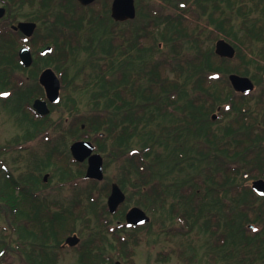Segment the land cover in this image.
Returning a JSON list of instances; mask_svg holds the SVG:
<instances>
[{"label": "trees", "instance_id": "1", "mask_svg": "<svg viewBox=\"0 0 264 264\" xmlns=\"http://www.w3.org/2000/svg\"><path fill=\"white\" fill-rule=\"evenodd\" d=\"M113 1L98 0L85 8L76 0L73 3L78 5L60 0L56 17L46 7V13H32L42 26L47 24L42 19H56V29L53 24L48 26L51 42L46 45L54 49L47 56H41L44 47L31 41L25 44L14 32L9 45L0 42V62L11 59V72H22L33 80L25 89L20 86L18 97L24 96L33 111V100L45 98L38 77L45 68H53L61 78L63 92L56 108H67L73 141L87 139L95 143L91 133L97 140H104L101 133L112 138L116 145L111 155L115 159L125 157V177L140 195L145 191L138 206L148 211L152 176L163 184L171 169L174 172L182 165L181 151H176L170 168L166 146L170 136L179 137L184 120L189 127H197L201 119H209L219 107L223 113L237 112L240 124L244 118H251L253 123L243 134L246 138L238 142L236 150L248 177L203 171L189 176L190 182L205 191L232 194L234 206L224 207L219 197L215 198L216 204L208 205L204 200L199 206H180L175 216L181 220L182 214L183 220L173 235L187 239L194 234L205 235L207 264H264V197L256 195L248 184L264 179V174L256 173L264 157L254 148L261 137L255 130L261 128L257 122L264 110V0H136L138 16L126 23L111 17ZM105 3L106 9L102 7ZM234 16L239 17L238 28ZM220 39L236 48L234 59L216 54L215 43ZM23 46H29L34 55L31 68H25L19 59ZM231 74L250 77L256 83L258 91L252 94L260 110L256 116L248 101L233 90ZM89 91L95 115L84 116L79 105ZM26 118L27 123L35 120L30 113ZM135 139L139 149L133 154ZM67 144L65 140L66 148ZM53 158L52 149L48 150L45 162ZM10 180V189L1 200L10 215L9 225L20 239L14 248L4 236L0 238V264H5L15 249L30 252L20 264H56V255L51 251L59 249L74 232L78 218L84 214L82 202H74L71 209H62L56 215L45 198L40 200L22 188L16 178ZM102 209L111 216L107 206ZM92 212L95 216L101 214ZM198 257L197 248H193L192 256L187 252L180 256L186 264Z\"/></svg>", "mask_w": 264, "mask_h": 264}, {"label": "flooded vegetation", "instance_id": "2", "mask_svg": "<svg viewBox=\"0 0 264 264\" xmlns=\"http://www.w3.org/2000/svg\"><path fill=\"white\" fill-rule=\"evenodd\" d=\"M73 3V0H71ZM81 6L85 8H90L89 6L82 5L78 0H76ZM96 3V2H95ZM74 5H78L76 2L73 3ZM107 3H105L102 7L104 9L107 8ZM33 5V6H32ZM60 0H0V42H4L7 45L11 42V36L14 32L17 35L21 42L27 44L31 41L33 44L37 42V46L44 47L42 51L51 45H46V43L51 42V36L48 35L49 29L53 24L56 29V13L59 12L61 9ZM51 9V13L53 16L46 19V25L42 26V22L37 17V20L33 17L32 13L39 14L40 11L43 13L44 8ZM50 13V12H49ZM41 14V13H40ZM23 23H33L36 24V29L31 37L27 36L21 29H19V25ZM55 23V24H54ZM47 26V27H46ZM48 29V30H47ZM36 44V43H35ZM3 47V46H1ZM11 59H3L0 62V115L4 114L7 118L4 120V128L6 131L12 133V128L9 125H13L11 120H8V117L12 118L13 115V107L15 115L17 116V120L15 122V128L19 133L17 136L13 138L12 135L6 141V145L0 148V155L3 157L10 156L13 151L18 152L20 159L22 156L27 154L28 143L29 141H38L39 138L47 139V141L51 140L52 146L51 149L53 151V156L55 159L61 161V159L65 162L69 159L67 156L68 152L64 153V156L56 155V142L59 140L58 135L60 132V125L56 122V119L50 118L48 121H44L37 118L36 112L31 111V115L35 118L34 122L27 123L26 115L28 114L29 107L26 103V99L24 96L20 99L17 92L20 89V86L25 89L29 82H33V80L24 73L20 72H11ZM43 71V70H42ZM42 73V72H41ZM40 73V75H41ZM38 77V81L40 78ZM21 79V80H20ZM16 80V81H15ZM40 83V82H39ZM240 97L244 98L248 101L249 105H255L256 99L248 94L240 95ZM20 101V102H19ZM15 102V103H14ZM246 112V110L244 109ZM260 110L257 109L254 112L256 116ZM262 111V110H261ZM56 115V105L52 107V113L50 115ZM253 115V114H252ZM39 117V116H38ZM239 114L237 112H230L221 111V108H217V111L211 113L209 119H201L197 127H189L187 120H184L180 125V135L179 137L170 136L168 145L166 146V155L169 159L170 168H172L173 164V154L175 152H180V157L182 158V165L180 168L173 169L167 175L165 183H159V180L156 175L152 176L151 185H150V207H151V222L149 223V231H152L151 234L153 235L154 243L157 242H170L172 241L173 235V226L172 223H176L177 229L180 227L182 219L178 220L177 211L180 206L186 207H195L199 206L204 200L207 202L208 205L215 203V198H221L222 205L224 207H232L235 204L232 194L226 196L220 192H211L205 191L204 189L198 188V185H195L193 182H190L189 176L194 174L199 175L201 171L209 173V174H217V175H230L231 177L235 176L236 173H240L244 176H248L249 172L245 171V163H239L236 157V150L238 147V142L242 141L245 137L243 134L247 132L246 127L253 123V120L250 118H244L241 120L242 124L238 121ZM20 121L18 124L17 122ZM257 122V121H256ZM1 123H0V132H1ZM171 123V122H170ZM257 124L261 127V129L255 130L256 134H261V137L257 138L256 146H254L256 152L261 153L264 157V110L262 111L261 120L257 122ZM71 123L68 125V128H61L63 132H71L69 127ZM240 126V127H239ZM174 129V126H172ZM85 128V125L82 126ZM172 129V130H173ZM21 134V135H20ZM50 134H53L50 138ZM56 136L58 138H56ZM102 136V135H101ZM1 137V134H0ZM104 138V135L102 136ZM110 140H95V143L92 142L95 146V152L99 153L97 149H101L104 147L105 151L108 149V146H111V142L113 141L112 138H108ZM1 140V139H0ZM53 140V141H52ZM56 140V141H54ZM77 141H88L87 139H80L72 141V144ZM136 141V142H135ZM219 141V145L217 143ZM114 143V142H113ZM50 144V142L48 143ZM71 144V145H72ZM69 147V151L71 148ZM133 151L132 153L135 154L136 151L139 149L138 140L135 139L133 141ZM240 148V147H239ZM249 149L253 148L252 146H248ZM131 150V149H130ZM101 154V153H99ZM45 153L43 152L42 158H38L34 160V167H38L39 165L43 164V157ZM104 159L105 167L108 163L107 159L109 158L110 153L107 155L102 153L101 154ZM72 157V155H71ZM17 158V157H16ZM28 159V156H27ZM26 159V161H27ZM119 164H124L125 157L120 156L118 157ZM16 159L12 162L15 163ZM18 161V160H17ZM16 161V162H17ZM58 161V163H59ZM28 162V161H27ZM68 162H72L74 165H85L86 171L84 175V179L87 182H94V180H87L86 179V172L88 169L89 160H85L84 162L80 163L76 160H68ZM57 163V165H58ZM2 164V163H1ZM0 164V165H1ZM56 167V160L53 164ZM4 167V165H2ZM4 170H7L6 167ZM8 172V170H7ZM181 173L180 177L178 174ZM257 174H264V158L261 162V169L256 171ZM120 183L117 181H111L110 184V194L112 192L113 184L117 183L121 190L126 194V202L128 199L126 193V184L124 183L125 177V170L124 168H120ZM49 174H44L41 178L42 183L38 180L40 186L45 187V185L49 182ZM106 178V177H105ZM7 179L10 180V175L8 174ZM39 179V178H38ZM233 181V178L230 179ZM11 181V180H10ZM102 183V182H100ZM253 183V181H252ZM22 188H25L24 184L21 185ZM206 192V193H205ZM38 194V193H37ZM109 194V196H110ZM145 194V191L143 195ZM140 195L137 190H135V205L137 207L140 199L143 197ZM38 196V195H37ZM205 197V199H204ZM109 198V197H108ZM125 202V203H126ZM108 203V200H107ZM56 205L61 207L59 204H53L56 213ZM133 206L128 209L125 213L122 212L118 216H110L112 219L116 220L117 226L112 228V224L109 225L108 233L111 235L106 247H96V248H84L83 254L81 256L79 264H113L112 257L113 253L111 250H115L118 252V255L126 256V253L130 250L121 247V241H123V236L125 232L136 233V231H142L145 229L146 225L141 226H133L127 223V214L128 212L136 207ZM181 208V207H180ZM150 211V212H151ZM174 211V214H173ZM153 216L155 218H160L159 223L155 225V221H153ZM158 227V228H157ZM198 228V226H197ZM174 229V230H175ZM117 230V231H116ZM117 233V234H116ZM196 236V234L192 235ZM202 236V235H201ZM183 238V236H181ZM187 238V237H186ZM66 241V239H65ZM65 244V243H64ZM79 245V244H78ZM116 245V246H113ZM64 247V245H63ZM66 247V245H65ZM69 247V246H68ZM77 246L69 247L74 248ZM78 250V249H77ZM81 251V249H80ZM199 252V251H198ZM79 255V254H78ZM93 261V262H90ZM119 264V263H118ZM192 264V263H190Z\"/></svg>", "mask_w": 264, "mask_h": 264}, {"label": "rangeland", "instance_id": "3", "mask_svg": "<svg viewBox=\"0 0 264 264\" xmlns=\"http://www.w3.org/2000/svg\"><path fill=\"white\" fill-rule=\"evenodd\" d=\"M234 20L235 26L236 28H238V23L240 22L239 17L237 18V16H234ZM190 91L192 92L193 90L191 89ZM73 95L74 94H72V96ZM61 96H63V92ZM74 98H76V96ZM24 103L28 104V102ZM79 107L81 109V115H95L93 111L95 108L94 100H92L91 92L88 95H85V98L83 102L80 103ZM51 117L52 119H56V122H58L60 125V132L58 135L59 138L56 136V138L59 139L56 142V155L64 156V153H67V149H69L73 141V137L67 131L65 132V135H60V133L62 132L61 128H68V125L70 124L71 119L68 115L67 108L64 105H61L60 107L56 108V115L53 114L51 115ZM62 117H64L63 122H61ZM6 118L7 116H5L4 114L0 115V123L4 122ZM17 119L18 118L15 115L13 107L12 118L8 117V120H11L13 123V125H9L12 128V133L6 131L7 129L5 130L4 123H1L0 148L6 145V141L8 140L5 141V139H8L10 135H12L14 138L19 134L17 132V129L15 128V122ZM19 122L20 121H18L17 123L21 124ZM94 134L95 133H91L93 137H90L93 140H97L98 138H96ZM49 136L51 138L53 134H50ZM63 138H65L64 141L66 140V142L68 143L67 148L64 145ZM108 138L109 137L104 135L103 139L105 141H108L110 140ZM49 142L50 144H48ZM113 142L114 140L111 142V146H108V149H106V151L104 147L102 148L101 146V149H97L98 152L101 154L104 153L106 155L110 153L111 155L112 151L115 149L114 146L116 145V142ZM51 146V140L47 141V139L39 138L38 141H29L27 154L22 156L21 159L18 152L16 151H13L14 153H12L10 156L3 157L0 155V164L2 163L0 165V238L4 236L6 238V241L11 243L12 247L14 248L17 247V241H19L20 239L19 235L17 233H14L9 225L11 221L10 215L4 207V201L1 200V198L4 197L3 193H7L11 186L10 180L7 179V176L9 174L10 178L14 177L21 183V185L24 184L25 189H28V191H32V193H35L38 199L42 200L45 198L48 202V205L52 208L53 214H61L63 212L61 211L62 209H71L74 205V202H82L80 205L83 207L84 214L80 218H78V221L75 225L76 228L74 227L73 230L74 232L69 235H77L80 238L79 245H77L75 249L69 248L68 246L63 247V245H65L64 240L59 249H54L51 251V253L56 255V264H79L81 256L83 254L82 250L84 248L88 249L96 247H106V244L111 237V235L108 233V226L111 224L112 228H115L117 226L116 220L112 219L109 214L102 208L103 206H107L111 181H117L120 183V168H122L123 166L122 164H119L118 159H115V157H112V155L109 156V158L107 159V161H109L104 171L106 179L102 183L87 182L84 179L86 166H76L72 162H68L69 159L72 160L71 155L69 156V152L67 154V156H69L67 162H62L55 158H53L51 162H45L44 159L43 164L39 165L38 167L32 168L34 166V160L40 157L42 158L43 152L47 153L48 150H51ZM14 159L18 161H15V163H13L12 161ZM26 159L28 162L26 161ZM55 160L56 167L52 165ZM2 165H4V167H2ZM5 167L8 172L7 170H4ZM44 174H49L48 176H50L49 182L47 185H45V187L40 186V184L38 183V180H40V183H42L41 178ZM132 178L135 179L134 176H132ZM124 183L126 184V193L128 199L121 208L120 213H125L131 207L136 206L135 190L133 189V186H131L132 184L129 182V179L125 180ZM248 184H251V181H249ZM53 204L61 205V207H58L56 205V213ZM140 208L143 209L148 215H151L152 211L150 212L142 207ZM93 210L98 212V214H101L95 216L93 215ZM153 221L156 222V225L157 223H159L160 218H155L153 216ZM177 223L178 222L172 223L173 231L176 228V225H179ZM254 229L260 230V227H255ZM151 232L152 231H149L148 227H145V229H143L142 231H136V233H130L127 231L122 234L123 241H121V247L130 251L126 253V256H122L120 254L118 255V252H115V250H111V252L113 253V256H111L113 259V264H186V262L181 260L180 256L185 252H187L188 255L190 254L192 256L193 248H197L199 251V257L196 259V261H198L196 262L195 260H193L194 263L207 264V257L205 255L206 249L204 245L205 241H207L206 239L208 238L205 235L193 236V238L189 237L187 239L182 238L181 235L175 234L172 235V241L157 244V242L154 243L153 235L151 234ZM29 241L32 240L29 239ZM11 252V256H8L5 264H20V262L26 259V256L30 254V252L25 254L16 249L12 250ZM33 255L36 256L38 254L34 253Z\"/></svg>", "mask_w": 264, "mask_h": 264}, {"label": "water", "instance_id": "4", "mask_svg": "<svg viewBox=\"0 0 264 264\" xmlns=\"http://www.w3.org/2000/svg\"><path fill=\"white\" fill-rule=\"evenodd\" d=\"M83 5L88 6L96 0H79ZM1 10V9H0ZM3 12V10H1ZM137 11L135 0H114L112 6V17L119 22L134 20ZM21 29L27 36L31 37L36 29V24L23 23L20 24ZM52 48H47L42 54L51 52ZM216 54L223 58L233 59L236 55V50L225 40H219L216 44ZM23 65L27 68L32 66L33 56L30 48H23L19 53ZM230 81L233 88L237 92L248 93L255 89V85L248 77H241L239 75H231ZM40 83L45 88L47 100L52 104H57L60 101L61 81L54 70L46 69L40 76ZM34 109L42 116L50 114L48 103L45 100H36L33 105ZM95 148L91 142L80 141L71 146V152L74 159L78 162H84L89 158V166L86 177L88 179H95L102 181L104 179V165L103 158L99 154H93ZM253 189L258 195L264 196V180H257L253 182ZM126 196L117 184L112 187V193L108 199V207L111 213H115L119 206L125 201ZM150 222L147 214L138 207L132 208L127 214V223L133 226H139ZM80 239L77 235L69 237L66 244L69 246H76Z\"/></svg>", "mask_w": 264, "mask_h": 264}]
</instances>
